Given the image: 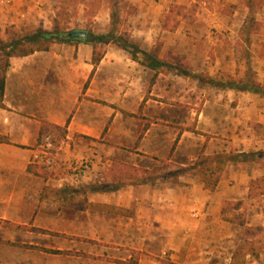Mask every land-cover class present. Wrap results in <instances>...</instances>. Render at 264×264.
Instances as JSON below:
<instances>
[{"label": "crops", "instance_id": "1", "mask_svg": "<svg viewBox=\"0 0 264 264\" xmlns=\"http://www.w3.org/2000/svg\"><path fill=\"white\" fill-rule=\"evenodd\" d=\"M136 1H139L141 7L153 5V0ZM160 6L162 8L159 4ZM1 10L5 12L0 16L4 15L10 21V25L20 31L22 28L26 30L43 28L50 31L53 27H57L54 24L56 19L54 17H57V14L54 10H50V0H0V12ZM154 13L155 11L151 12L149 19H156ZM162 29V27L159 28L157 32L144 24L135 28L136 32L133 36L143 41L144 44H139L143 51L152 52L157 48L158 65L154 69L149 67V62L142 56L139 58L140 61H136L126 51V56L111 54L108 50L110 44L105 46V55L95 64L92 60V44L81 40L57 42L49 51H39L28 56L10 59L3 99L5 107H0V135L9 138L8 143H0L1 219L71 234V222L78 212L81 220H87V218L90 221L99 220V224H103V219L110 218L113 220L110 226L111 232L102 234L101 228L97 227L84 238L95 242H114L112 252L94 253L95 244L89 245L83 251L121 261H129L135 249V245L129 243V241H135V227L130 230L129 225H136V219L140 225H144V235H151V226L157 225L164 227L160 228L163 238L165 235L169 236L165 240L175 239L176 236L183 237V251L186 250V256H189L191 251H195L197 256L209 253L210 251H207L210 249L206 250L210 248L206 244L208 237L213 239L219 237V240L231 237V234L222 236L217 232L218 226L230 223L223 221L216 214L214 217L208 216L207 211L212 210L213 214L217 212L221 214L223 202L233 199L229 183L232 179L238 178V173H234V176L226 175L231 154L235 152L233 149H236L235 145H237V142L233 143L234 146L231 145V142L226 139L229 135L227 130H232V125L237 126L235 122L237 119L234 115L222 112L220 107H231L237 98L241 100L240 95L246 96L249 93L237 91V89H215L216 98L207 99L199 110L188 109L181 104L178 106L167 104L165 100L173 95L172 90L168 91L165 87V85L169 86L167 79L171 74L167 65H178L180 59L174 56L173 58L177 60L169 62L166 53L169 50L167 47L172 44H147L150 39H154V35L159 36L160 33L167 32ZM186 61L192 70L202 71L204 63L201 59L188 58ZM174 70L177 71L173 68ZM213 73L215 72L210 71L211 77ZM175 76L180 79L183 77V75ZM153 79L154 82L151 85ZM149 87L150 92H148ZM175 94L181 96L182 92L178 94L175 90ZM147 95L148 98L142 106ZM224 97L230 104L222 101ZM130 98L132 101L128 103L127 100ZM238 106L233 109H238ZM172 109H175L176 113H182L181 109L192 112L196 110L193 124H189L179 115L173 118ZM140 112L148 123V127L143 130L141 139L139 136H133L132 143L140 146L147 145L150 149L146 148L143 156L132 152L133 154L129 153L132 156L127 158H120L114 152L109 166L114 162H123L144 169L143 175L158 169L160 173L157 174V180L155 179L154 182H159L161 188L153 189L154 192L168 194L170 202L163 201L165 209H175L176 205H180L186 215L185 219L169 221L166 226L163 225L166 220L153 222L151 216L141 220L135 211V191L132 183L115 189L89 184L80 186L55 184L51 182L67 180L66 176L50 172L49 176L45 177L28 171L32 151L38 144L43 130L47 129V133H53L59 140L66 138L67 141L69 140L67 144L74 145V150L65 147L60 155L63 160H72L74 159L72 157L78 155L77 153L85 151L87 144H100L101 139L111 137V141L107 140L109 143L120 144L118 140H114L115 136L112 134L121 116L137 118L135 115ZM193 128L199 133L192 131ZM177 138L179 139L176 147L172 151ZM166 143L169 146L167 151L163 152L160 148V154H158L157 145ZM203 149L204 153L211 158H215L218 154L227 155L225 171L214 192L207 190L199 175L194 172L199 154ZM242 151L237 150V153ZM256 151L264 152V149ZM141 158L147 159L149 163L142 164ZM172 171L174 174L169 175L168 173ZM246 174L249 175L247 172ZM261 175L263 174L248 176L247 183L245 180L248 193L251 180ZM243 178H246L244 174ZM144 184L147 186L150 183L145 181ZM45 190H49L48 196H42ZM66 191L70 192L68 197L63 194ZM75 193L84 196L86 201L72 199V197L77 198ZM46 202L49 206L48 221L42 223L40 212L47 208ZM56 205L60 206L56 208ZM71 207L78 209L77 213L72 215L71 211L69 212ZM201 210H203L202 214L199 213ZM60 219L63 220V225ZM120 225L127 227L119 231ZM29 233L32 236L39 235L32 231ZM30 243L35 244L34 240ZM195 244L198 245L195 247ZM250 257H252L250 254L246 256V262ZM262 258L264 254H261L258 260L253 257L252 260L257 262Z\"/></svg>", "mask_w": 264, "mask_h": 264}, {"label": "rangeland", "instance_id": "2", "mask_svg": "<svg viewBox=\"0 0 264 264\" xmlns=\"http://www.w3.org/2000/svg\"><path fill=\"white\" fill-rule=\"evenodd\" d=\"M113 1L110 0L109 4L103 3L101 8L97 10L98 14L95 13L97 15L89 16L88 14L95 10L92 9L91 4L86 2L88 4L86 6L84 5L85 1L80 0L77 3L74 0V7L70 8L77 11L78 14L70 21L67 32L74 30L85 31L88 34L92 33L95 35L113 34V36H124L125 38L131 36L133 39L138 40L140 44H144L138 37H133L136 32L135 28L147 24L152 30L158 32L159 28H163L165 18L168 16L169 24L173 26L177 23V29L167 30L165 34L160 33L159 36L154 35V39H150L147 42V44H172L167 47L169 50L166 55L169 57V62H175V60L180 59L178 65H167V69L171 74L168 75L170 77L167 79L169 86L165 85V87H167L168 91L169 89L172 90L171 92L173 93L165 100L167 104L174 106L181 104V106L188 107V109L195 108L199 110L207 99L214 100L216 98L215 89H232L220 88L216 85V82L226 83L231 79L240 80L245 79L247 76L264 86V5L258 7L257 3L249 4L250 0H153L152 6L148 4L145 7H141L138 3L139 1L136 0ZM63 2L65 0H50V10H54L57 14ZM123 4L134 6L137 12L134 13L132 11L133 7H123ZM159 4L162 5L163 9L161 6L159 7ZM153 11H155V15L153 14L154 18H156L154 20L149 19ZM3 12L5 11L1 10L0 14H3ZM247 18L249 23L251 19L255 18L260 25L256 26L257 30L251 36L241 39L239 30ZM38 29L43 28H35L33 30L22 28L21 31L17 30L10 25V21L4 15H1L0 45L6 46V44L10 43L15 37L14 33L26 34ZM57 29V27H53L50 31H57ZM164 37H167V39H164ZM109 44L110 48L108 50L111 54L115 56L127 55L125 51L120 50L119 43L110 42ZM174 45H176L177 49ZM174 56L177 59L173 58ZM188 58L201 59L204 63L202 71L192 70L186 63ZM183 59L184 61H182ZM173 68L177 69V71H173ZM210 71L215 72L212 77ZM175 75H183V77L180 79ZM175 90L178 94L182 92V95H176ZM242 92L249 93V95H240L241 100L237 98L234 101L237 103L236 105H233L235 104L233 103L231 107H220L222 112L227 115H234L237 119L235 121L237 126L232 125V130H227L229 135L226 139L231 142V145L237 142L235 148L238 151L243 150L241 153H237V150L233 149L235 152L231 151L232 154L228 164L227 176H234V173H238V178L232 179V182L229 183L233 199L232 201L223 202L221 214L219 212L213 214L212 210L207 211L208 216L214 217L216 214L223 221L230 223L229 225L218 226L217 232L222 234V236L231 234V237H226L222 240H219V237L215 239L208 237L206 244L210 248H206V250L210 249L207 251H210L209 253L197 256L195 251H191L190 255L186 256V250L183 251V237L176 236L175 239L178 238V240L174 238L165 240L169 236L165 235L163 238L160 228L164 227L157 225L151 226V235H144V225H140L138 219H136V225H129L130 230L135 227V241H129V243L135 245V249H133V254L129 261L133 259L136 264H230L233 253L236 249L241 248L243 244L249 241L254 243L261 240L264 241V196L251 197L245 187V180L247 183L248 176L254 174L255 176L264 175L262 155L264 152L256 151L261 148L264 149V95L249 91ZM131 99L127 100L128 103L132 101ZM222 101L225 104H230L227 103L229 101L225 97ZM239 101H241L240 104ZM237 105H239L238 109L234 110L233 108ZM172 110L171 116L173 118L179 115L189 124H193V118H195V113H197L196 110L192 112L181 109L182 113H176L175 109ZM145 122L141 117L121 116L120 122L115 126L112 134L115 136L114 140H118L120 144L112 145V143H109L107 140L111 141V137L105 140L101 139L99 140L100 144H87L85 151L79 152L80 154L77 153L79 157L76 155L72 157L74 158L72 160L61 159L60 155L65 147L74 150V145L72 143L67 144L69 140L62 138L61 140H64L66 144L62 148H60V144L57 145L59 149L57 150L55 164L53 168L49 169V172H55L59 175L63 174L67 180L51 183L72 184L75 186L89 184L114 189L132 183L135 191V211L137 217L139 216L141 220L144 217L151 216L153 222H159L161 219L166 220L163 222V225L166 226L169 221L175 222L185 219L186 215L180 205H176L175 209H165L163 201L170 202L168 194L154 192L153 189L161 188L159 182H154L160 171H154L150 174L148 172L146 175L140 173L136 178L117 183L104 177L112 166L109 165L114 152L120 158H127L132 156L129 154L132 152L143 156L145 154L144 151L150 149L147 145L140 146L132 143L133 136H139L141 139L144 127L147 124ZM138 147L140 148L137 150ZM157 147L159 149L157 153L160 154V148L163 152H166L169 146L166 143L157 145ZM258 152L262 154H258ZM145 160L141 158L144 165L149 163L147 159ZM168 174L172 175L174 172L172 171ZM243 174L246 178H243ZM145 181L150 184L146 186L144 184ZM63 194L68 197L70 192L66 191ZM48 195L49 190H45L42 194V196ZM75 195L77 198L72 197V199L86 201L81 194L75 193ZM47 204L48 202L45 203L47 208L42 209L40 212L42 223H44L43 221H48L47 212L49 206ZM58 206L60 205H56V208ZM70 211L73 215L77 213L78 209L71 207ZM202 211L199 213L202 214ZM78 214L79 212L71 222L72 233L67 234L76 236L78 239L39 232H36L39 235L35 234L32 236L29 233L31 230L0 224V264H124L119 262L121 260H114L106 256L102 257L83 251L89 245L95 244L93 246L94 253L112 252L114 242H95L86 238V240H83V238L90 235L97 227L101 228L100 232L102 234L111 232L110 226L113 220L110 218L103 219V224H99V220L92 219L90 221L88 218L87 220H81ZM60 220L62 221L61 225H63V220ZM45 227H47L46 223ZM120 227L119 231L127 226L120 225ZM145 229L147 228L145 227ZM3 240L18 243H30L31 240H34L35 244L40 246H46L47 248L56 246L52 249L82 252L89 256L52 254L13 247L2 243ZM197 245L195 244V247ZM246 263L264 264V258L255 262L250 257Z\"/></svg>", "mask_w": 264, "mask_h": 264}, {"label": "trees", "instance_id": "3", "mask_svg": "<svg viewBox=\"0 0 264 264\" xmlns=\"http://www.w3.org/2000/svg\"><path fill=\"white\" fill-rule=\"evenodd\" d=\"M80 0H75V2L79 3ZM82 1V0H81ZM84 5L91 4L92 10L89 16L95 15L97 13L98 9L101 8L103 3L109 4L110 0H83ZM122 1V0H120ZM88 4H87V3ZM112 2H114L112 0ZM76 3V4H77ZM249 4L257 3L258 7H262L264 5V0H250L248 2ZM112 4V3H111ZM74 0H65L61 4V6L58 9L57 12V18L55 20V25L57 26V31H46L43 29L35 30L34 32L26 33V34H15V37L11 40L10 43L6 44V46L0 45V107H5L3 103L4 99V91H5V82H6V73L10 66V59L12 57H24L31 55L35 52L39 51H49L53 44L59 42V43H67L72 42L75 40H81L86 41L92 44L93 46V55L92 60L93 63H98L103 55H105L106 51V45L110 42H117L119 43V46L122 50L126 51L128 55L136 60L140 61L139 58L142 56L146 61L149 62L150 68H155L158 63L156 60V57L158 55L157 48L153 49L152 52H145L141 49L139 46L140 42L136 39H133L131 36L125 38L124 36H113V34L108 35H95L92 33H87L86 37H81L76 34V31L72 30L70 32H67L69 28L70 21L78 14L77 11L74 9H71L70 7H74ZM123 7L129 6V8H132V11L135 13L137 12V9L134 6H130L128 4H123ZM231 5V4H229ZM235 5V4H233ZM255 20V18L249 20L247 18L246 21H244V24L242 25L240 29V35L239 37L242 39H246V37L251 36L255 30H257L256 26L260 25ZM177 24V23H176ZM171 26L169 24L168 16L165 18V22L163 25V29L165 30H176L177 25ZM72 34V35H71ZM153 81L151 82V85ZM219 83V84H218ZM216 82V85L220 88H232L242 91H249L253 93H262L264 95V86H262L259 82H257L255 79L248 78V76L245 79H231L227 81L226 83ZM148 92H150V87L148 89ZM148 98V95L145 97L144 101L142 102V106L145 104L146 99ZM141 106V108H142ZM135 115V114H132ZM135 117H141L143 118L141 112L136 114ZM148 127V123L145 125L144 130H146ZM192 131L197 132L194 128L191 129ZM47 129L43 130L41 132L39 141H41L42 137L47 133ZM180 135V134H179ZM179 137V136H178ZM175 141L172 151H174L177 141ZM8 143L9 138L4 135H0V143ZM258 154H262L261 152H258ZM263 155V163H264V153ZM227 155L226 154H218L215 156V158H211L207 156L204 153V149L201 151L198 157V161L195 166V174H198L200 177L201 182L204 183L205 188L211 192H214L218 186V183L220 179L223 176V173L225 171L226 165H227ZM158 170V169H157ZM155 170V171H157ZM28 171L40 175L48 177L50 172L49 168L45 166H39L37 164H29ZM145 172L144 169H139L134 167L133 165L126 164L123 162H114L111 166V168L108 169L105 176L106 178L113 180L114 182H121L128 179L136 178L140 173ZM249 195L251 197H258V196H264V175L259 176L258 178L252 179L249 184ZM0 224H6L11 225L16 228L20 229H27L31 230L33 232H39V233H46L51 234L55 236L65 237V238H77L76 236H71L63 233L53 232L50 230H44L42 228L33 227L32 224L29 225H21L9 220H4L0 218ZM83 240H86L83 238ZM2 243L13 246V247H19L24 249H31V250H37V251H43L47 253L52 254H71V255H83V256H89L82 252H72V251H64V250H55L51 248H47L44 246L31 244V243H18L13 242L9 240H3ZM250 254L255 260H258L261 256V254H264V241H258L257 243H254L252 241L246 242L243 244L241 248L236 249V251L233 254L232 262L231 264H246V256ZM120 263H126V264H136L135 260H131L129 262L119 261Z\"/></svg>", "mask_w": 264, "mask_h": 264}, {"label": "built area", "instance_id": "4", "mask_svg": "<svg viewBox=\"0 0 264 264\" xmlns=\"http://www.w3.org/2000/svg\"><path fill=\"white\" fill-rule=\"evenodd\" d=\"M58 144L62 148L66 143L64 140L57 139L53 133H46L32 151V163L49 169L53 168L59 149Z\"/></svg>", "mask_w": 264, "mask_h": 264}, {"label": "water", "instance_id": "5", "mask_svg": "<svg viewBox=\"0 0 264 264\" xmlns=\"http://www.w3.org/2000/svg\"><path fill=\"white\" fill-rule=\"evenodd\" d=\"M76 34L81 36V37H85L87 35V33L85 31H76Z\"/></svg>", "mask_w": 264, "mask_h": 264}]
</instances>
